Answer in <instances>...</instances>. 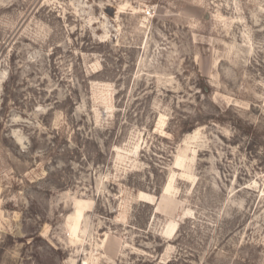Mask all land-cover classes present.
Segmentation results:
<instances>
[{
  "label": "rangeland",
  "instance_id": "1",
  "mask_svg": "<svg viewBox=\"0 0 264 264\" xmlns=\"http://www.w3.org/2000/svg\"><path fill=\"white\" fill-rule=\"evenodd\" d=\"M84 262L264 264V0H0V264Z\"/></svg>",
  "mask_w": 264,
  "mask_h": 264
},
{
  "label": "bare ground",
  "instance_id": "2",
  "mask_svg": "<svg viewBox=\"0 0 264 264\" xmlns=\"http://www.w3.org/2000/svg\"><path fill=\"white\" fill-rule=\"evenodd\" d=\"M84 264H87V262H84Z\"/></svg>",
  "mask_w": 264,
  "mask_h": 264
},
{
  "label": "trees",
  "instance_id": "3",
  "mask_svg": "<svg viewBox=\"0 0 264 264\" xmlns=\"http://www.w3.org/2000/svg\"><path fill=\"white\" fill-rule=\"evenodd\" d=\"M147 203V202H146Z\"/></svg>",
  "mask_w": 264,
  "mask_h": 264
}]
</instances>
